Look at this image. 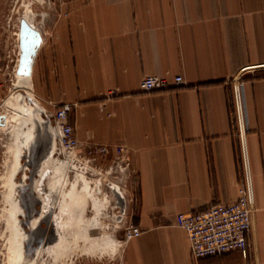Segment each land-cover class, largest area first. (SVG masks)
Wrapping results in <instances>:
<instances>
[{
	"label": "crops",
	"instance_id": "1",
	"mask_svg": "<svg viewBox=\"0 0 264 264\" xmlns=\"http://www.w3.org/2000/svg\"><path fill=\"white\" fill-rule=\"evenodd\" d=\"M37 25L32 76L45 102L74 103L80 145L128 149L129 221L141 232L119 263L264 264V0H58ZM154 74L168 86L142 90ZM242 147L254 188L249 246L196 258L176 216L238 197Z\"/></svg>",
	"mask_w": 264,
	"mask_h": 264
},
{
	"label": "rangeland",
	"instance_id": "2",
	"mask_svg": "<svg viewBox=\"0 0 264 264\" xmlns=\"http://www.w3.org/2000/svg\"><path fill=\"white\" fill-rule=\"evenodd\" d=\"M57 1L0 0V114L6 113L9 117V122L6 126L1 127L0 122V264H8L12 251L8 176L14 159L11 150L14 144V134L11 125L14 121L11 115L14 114L15 109L9 107L8 102L9 100H13L11 92L14 89L24 94L27 93L24 89L16 87L19 85V77L22 76L16 71L20 57V19L25 17L30 20L31 25L40 29L37 24L41 25L43 23L47 13L52 10ZM23 14L27 16H23ZM30 78L33 82L34 97L39 105L41 107L52 108L45 102V97L41 94L42 91L38 87V83L35 81L32 73ZM71 117H69V122H71ZM1 120L3 121V118ZM81 145L77 149L76 154L77 156L81 155L82 160L70 157L71 155L67 151L61 154L57 153L56 156L67 161L68 165L73 163L72 166L76 167V169L84 170L88 176L95 178L92 180L95 181L96 178H100L102 182L100 184L101 190L108 195V199L104 200V205L101 207L99 213H96L91 203L83 210L82 216L87 217L89 219L88 222H93L94 227L77 225L73 221L76 215L73 217L69 211V217L63 223L64 230H60L65 234L68 241L63 250L58 251L57 262L58 264H106L107 261L113 260L117 263L121 255V249L125 244L123 234L124 228L130 219L133 204L131 198L134 196L136 189L135 174H133L130 164L127 165L126 161L114 157L110 152L99 156L98 159H93L92 155L95 154L94 146L91 144ZM32 161L29 162V169H32V166H34V162ZM22 162L21 174L23 175L24 170H26L24 169L26 163L24 160ZM76 169H72V167L68 168L69 177L72 179L75 176ZM49 181L47 178L46 187H48ZM115 184L121 187L122 191H119V193L122 198H119L109 188L115 186ZM68 187H70L69 182L64 185L61 193H56L51 204V216H55L54 212H58L59 206L67 201L65 191ZM117 190H119L118 187ZM26 193L25 189L24 195ZM102 194H98L97 196L102 197ZM37 207L38 203L36 202L34 208L37 209ZM93 220H97V222L94 223ZM50 226L49 221L42 223L41 229L44 230L45 235L51 229ZM54 237L56 238V236L50 235L49 239L51 241L49 242H53ZM112 237L118 240L115 246H113Z\"/></svg>",
	"mask_w": 264,
	"mask_h": 264
},
{
	"label": "bare ground",
	"instance_id": "3",
	"mask_svg": "<svg viewBox=\"0 0 264 264\" xmlns=\"http://www.w3.org/2000/svg\"><path fill=\"white\" fill-rule=\"evenodd\" d=\"M23 16L27 15L23 14ZM26 20L30 23V20L27 18ZM30 81V75H22L19 77V85L16 87H18V89H24L27 92V95L14 89L11 92L13 100H9L8 102V106L15 109L14 114L11 115V118L14 121L11 125L14 134V144L11 147L14 159L8 176V194L10 198L9 216L12 231L10 233L12 239V251L8 264H58V251L63 250L68 241L65 234L60 230L64 228L63 223L69 217V211L73 217L76 215L73 221L77 225L94 227L93 222H88L89 219L82 216V212L87 208L88 204L91 203L95 208L96 213H99L101 207L104 205V200L108 199V195L101 190L100 184H102V182L100 178H96L94 181L92 179L95 178L88 176L84 170H80L79 168L76 169V167L72 166L73 163L68 165L67 161L56 156L57 152L54 149H56L57 144L53 143L54 147H52L49 155L42 161L38 173L35 175L32 182L34 189L33 192L36 199L40 202L39 213L38 216L35 217L34 222L36 223L39 219L48 215L49 211L52 209L51 204L56 193H61L64 185L69 182L70 187L65 191L67 201L59 206L58 212H54V230L57 231L55 241L46 246L45 244L38 246L34 254L35 257H28L26 255L24 251V241L27 234L23 230L22 224L20 223V215L18 214L22 210L19 202L20 189L24 188L25 183H27V171L23 172V178L21 180H18V178L21 167H23L22 155L27 153V150L30 149V144L35 139L34 127L36 125V113L34 112L33 104L28 102L27 97L29 96L33 98L37 103L38 101L34 97L35 92L32 89ZM1 116L3 117L1 127H4L8 124L9 117L6 113H1L0 117ZM71 167L72 169L77 170L75 171L73 179L69 177L70 174L68 168ZM47 178L50 180L49 185H47L48 187L45 186ZM117 187L119 190H117ZM109 188L121 198L119 191L122 190L119 185L115 184V186ZM98 194H102V197H98ZM75 211H77V213H75ZM96 217H98V215H96ZM93 221L94 223L97 222V220ZM117 241L116 238L112 237L113 246L117 245Z\"/></svg>",
	"mask_w": 264,
	"mask_h": 264
},
{
	"label": "built area",
	"instance_id": "4",
	"mask_svg": "<svg viewBox=\"0 0 264 264\" xmlns=\"http://www.w3.org/2000/svg\"><path fill=\"white\" fill-rule=\"evenodd\" d=\"M175 83H181L183 76H174ZM167 78L160 75H145L140 80V88L144 91L165 88L168 86ZM241 107V119L239 103ZM52 108L43 106L44 114L51 119L57 144V153L68 152L70 157L77 156L76 151L80 147V141L76 135L75 126L69 122V113L74 103H56L47 100ZM231 105L237 121L238 131H244V97L242 84L238 81L231 86ZM93 159L113 152V156L121 158L129 165L128 149L124 146L110 149L106 145H94ZM243 152V177L239 187L238 197L229 202H218L205 210L178 213L176 224L183 227L188 235L191 254L196 257L218 255L233 250H245L249 246V235L252 225V206L254 203V188L251 173ZM76 158L82 160V156ZM141 232L140 228L132 221H128L124 228V243ZM106 264H120L113 260Z\"/></svg>",
	"mask_w": 264,
	"mask_h": 264
},
{
	"label": "water",
	"instance_id": "5",
	"mask_svg": "<svg viewBox=\"0 0 264 264\" xmlns=\"http://www.w3.org/2000/svg\"><path fill=\"white\" fill-rule=\"evenodd\" d=\"M41 42L42 36L40 29L35 28L26 18L22 17L19 25L20 57L16 69L18 74L31 75L34 58ZM24 95H27V93ZM27 100L33 104L34 112L36 113V125L34 127L35 139L30 144V149L27 150V153L22 155V158L25 159L26 164H29L33 160L34 166L31 169V176H35L38 173L42 161L49 155L52 147H54L53 143H56V140L51 119L44 114L43 107L29 96ZM2 118L1 116L0 122H2ZM54 150L57 151V147Z\"/></svg>",
	"mask_w": 264,
	"mask_h": 264
},
{
	"label": "flooded vegetation",
	"instance_id": "6",
	"mask_svg": "<svg viewBox=\"0 0 264 264\" xmlns=\"http://www.w3.org/2000/svg\"><path fill=\"white\" fill-rule=\"evenodd\" d=\"M25 159L22 158V161ZM28 165V166H27ZM30 163L26 164V167L24 171H27V183H25V187L20 189V196H19V202L21 204V211L18 215H20V223L22 224L23 230L26 232V237L24 241V251L28 257L34 256L36 252V248L38 246H41L43 244L49 245L52 242L51 239H49L50 235H54L57 237V231L54 230V221L53 216H51V210L49 211L48 215L42 219H39L36 223L35 217L38 216L39 209H40V202L36 199L33 189V179L35 176H31V169H29ZM22 171V167H21ZM19 172V178L18 180H21L23 178L22 172ZM36 175V174H35ZM26 189L27 193L24 195V190ZM23 191V193H22ZM38 203L37 209L34 208L35 203ZM44 221H49L51 229L48 231V233L45 235L44 230L41 229L42 223ZM12 232V231H11ZM55 241V237L53 238ZM35 257V256H34Z\"/></svg>",
	"mask_w": 264,
	"mask_h": 264
}]
</instances>
